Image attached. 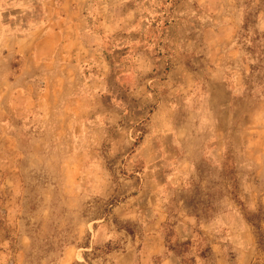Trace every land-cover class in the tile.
I'll return each mask as SVG.
<instances>
[{
  "label": "rangeland",
  "instance_id": "1",
  "mask_svg": "<svg viewBox=\"0 0 264 264\" xmlns=\"http://www.w3.org/2000/svg\"><path fill=\"white\" fill-rule=\"evenodd\" d=\"M0 264H264V0H0Z\"/></svg>",
  "mask_w": 264,
  "mask_h": 264
}]
</instances>
